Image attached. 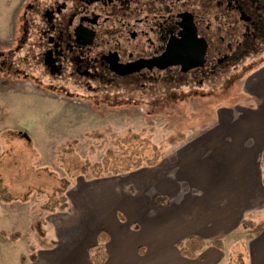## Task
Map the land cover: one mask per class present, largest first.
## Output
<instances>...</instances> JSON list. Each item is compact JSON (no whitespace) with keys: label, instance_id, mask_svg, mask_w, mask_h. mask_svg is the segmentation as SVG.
<instances>
[{"label":"rangeland","instance_id":"rangeland-1","mask_svg":"<svg viewBox=\"0 0 264 264\" xmlns=\"http://www.w3.org/2000/svg\"><path fill=\"white\" fill-rule=\"evenodd\" d=\"M30 2L0 0V264H31L34 251L56 250L59 224L76 219V213L46 209L59 207L96 177H112L116 161L122 170L152 157L155 146L162 155L186 140L210 138L220 109L252 105L243 82L264 64V54L248 60L233 72L232 82L204 85L193 97L168 99L154 93L153 106L146 105V98L135 102L140 99L136 93L132 99L125 94L107 103L90 93L71 97L47 87V80L36 82L30 75L38 73L21 62L28 44L20 52L17 47ZM12 52L27 78L2 67ZM102 202V196L96 197L91 206ZM40 220L44 236L37 229ZM16 232V242L3 235ZM242 254L247 255L242 245L230 251L233 264L243 261Z\"/></svg>","mask_w":264,"mask_h":264},{"label":"crops","instance_id":"crops-1","mask_svg":"<svg viewBox=\"0 0 264 264\" xmlns=\"http://www.w3.org/2000/svg\"><path fill=\"white\" fill-rule=\"evenodd\" d=\"M243 89L252 105L220 109L210 138L170 146L157 166L95 178L68 197L60 214L74 210L76 219H62L57 249L36 250L31 264H92L101 230L110 234L106 264H233L241 245L244 264H264V64ZM191 237L224 246L186 258L178 244Z\"/></svg>","mask_w":264,"mask_h":264},{"label":"flooded vegetation","instance_id":"flooded-vegetation-1","mask_svg":"<svg viewBox=\"0 0 264 264\" xmlns=\"http://www.w3.org/2000/svg\"><path fill=\"white\" fill-rule=\"evenodd\" d=\"M22 20L36 82L106 103L193 97L264 54V0H31ZM14 55L2 67L27 78Z\"/></svg>","mask_w":264,"mask_h":264},{"label":"trees","instance_id":"trees-1","mask_svg":"<svg viewBox=\"0 0 264 264\" xmlns=\"http://www.w3.org/2000/svg\"><path fill=\"white\" fill-rule=\"evenodd\" d=\"M159 153H160V150L155 146L154 154L152 157L146 156L145 158L138 159L135 162H130V164L122 170L117 168L118 165L116 164L118 163V161L115 160L116 163L113 166L114 170H113L112 176L127 174L129 172L137 171L139 169L146 168V167H155L161 161L162 155H160ZM127 154L128 153L126 152L124 155H127ZM96 178H100V177H96ZM64 200L65 202L63 204H60L59 207L56 206V207H52L46 210L50 212H56V211L62 212V211L68 210L70 206L69 199L66 196V198L63 199V201ZM44 225L45 223L43 222V220H40L37 222V229L42 236L46 234V231L44 230V227H45ZM3 235L11 239V241L13 242H16L20 239V233L18 232L11 233V234L3 233ZM109 241H110V234L106 230H101L98 235L97 243L93 247L90 248V256H91L92 264H106L107 263L108 258H109V251H108ZM208 245H214L219 249H222L224 246L222 241H215V242H212L211 244V243L206 242L202 238L191 237L184 242H180L178 244V248L184 257L190 258V259H196L199 257L200 253ZM26 258H27L26 256L23 257L24 260H26ZM30 260L31 262H35L37 260L36 251H34L33 254L30 256ZM240 264H244L243 261H241Z\"/></svg>","mask_w":264,"mask_h":264},{"label":"water","instance_id":"water-1","mask_svg":"<svg viewBox=\"0 0 264 264\" xmlns=\"http://www.w3.org/2000/svg\"><path fill=\"white\" fill-rule=\"evenodd\" d=\"M26 138H27V136H26ZM27 139H29V138H27Z\"/></svg>","mask_w":264,"mask_h":264}]
</instances>
